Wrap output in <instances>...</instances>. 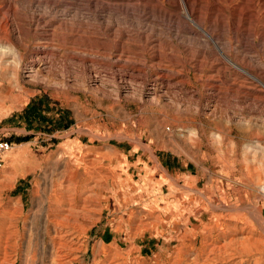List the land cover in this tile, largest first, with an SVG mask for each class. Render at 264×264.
I'll return each instance as SVG.
<instances>
[{
	"label": "rangeland",
	"instance_id": "obj_1",
	"mask_svg": "<svg viewBox=\"0 0 264 264\" xmlns=\"http://www.w3.org/2000/svg\"><path fill=\"white\" fill-rule=\"evenodd\" d=\"M88 1L0 0V264H264L259 85L223 73L170 0ZM225 1L188 0L264 67V0L240 45L245 0Z\"/></svg>",
	"mask_w": 264,
	"mask_h": 264
},
{
	"label": "bare ground",
	"instance_id": "obj_2",
	"mask_svg": "<svg viewBox=\"0 0 264 264\" xmlns=\"http://www.w3.org/2000/svg\"><path fill=\"white\" fill-rule=\"evenodd\" d=\"M82 1V0H81ZM95 1V0H94ZM109 1V0H108ZM107 1V2H108ZM114 1V0H113ZM128 1V0H127ZM135 1V0H134ZM173 4H174V12H172V14H171V16H173L176 20H177V22L178 23H180V24H182L184 27H186L187 28V30L189 29V34L190 35H194L197 39H200V41L202 42V44L204 45V47L206 48H209L210 50H212L214 53H215V57H216V62H218L220 65H221V68H220V70L224 73V71H226L227 70V72L228 71H231L232 73H234V74H236V75H238L239 77H242V78H244L245 80H249V81H251V82H254L253 83V85L254 86H256L257 84L259 85V91H260V93L261 94H263V97H264V67H263V65L262 64H259V65H255L254 67H252V66H248V65H246V66H244L243 64H241L242 62H238L237 60H236V58L234 59V55L235 54H230V53H232L233 52V50H232V46H231V44H230V42H228V41H225L222 37H226V36H224L223 35V33H225V32H222V27L220 26V25H223L224 24V22H223V24H222V22H220L219 24H218V26H215V25H213V24H210L209 26H205L204 25V22L205 21H201V19H202V17L200 18V17H198V16H196V13H197V9H196V7L194 6V4H192V3H190V2H188V0H170ZM214 1V0H213ZM225 1V0H224ZM227 1V0H226ZM225 1V2H226ZM230 1H233V0H230ZM262 1V0H261ZM137 2V1H136ZM144 2V1H143ZM217 2H219V1H217ZM87 5V7L88 6H92L91 5V2L90 1H88L87 0V2H85ZM95 3H96V1H95ZM104 3V2H103ZM117 3H119V2H117ZM128 3V2H127ZM131 3V2H130ZM150 3V2H149ZM166 3V2H165ZM255 3V2H254ZM253 3V1H250V0H245V2H244V5H245V7H244V9L246 10V12H245V14H243V10H242V8L238 11L237 9H235V10H237V14H236V16L234 17V19H233V21H231V27H232V29H233V33L235 34H233L234 36H233V38H234V41H235V43L237 44V45H240V41L238 40V38H237V35H238V32H240V25H243L242 23L240 24V22L238 21V16L240 17V20H242V19H245V21H246V18L245 17H249V18H251L250 16H253V15H251L252 13V11L254 10V9H256V5ZM126 4V3H125ZM170 4V3H169ZM172 4V5H173ZM201 4V3H200ZM215 4V3H214ZM222 4V3H221ZM243 4V3H242ZM110 5V4H109ZM136 5V4H135ZM142 5V4H141ZM151 5V4H150ZM235 5H237V4H235ZM105 6V5H104ZM112 6H113V4H112ZM159 6V8H160V5H158ZM206 6V5H205ZM223 6H225V5H223ZM223 6H220V7H223ZM263 6V5H262ZM261 6V7H262ZM114 8H110V7H108L106 10H107V12L108 13H116V15L117 14H123V16L125 15V16H127L131 11H130V9L126 6V5H122V4H116V5H114L113 6ZM137 9H139V13H143V9H142V7H138V6H135ZM145 7H147V6H145ZM152 7V6H151ZM155 7H157V6H155ZM154 7V8H155ZM165 7V6H164ZM172 8H173V6H171ZM216 7H217V5H216ZM220 7H218L217 9H220ZM232 7V6H231ZM240 7V6H239ZM150 8V7H149ZM158 8V7H157ZM167 8V7H166ZM182 8H184V10L182 9ZM202 8V7H201ZM200 8V9H201ZM226 8V7H225ZM224 8V9H225ZM228 8V7H227ZM95 9H96V12H99L100 11V9L101 8H99V7H97V6H95ZM132 9V8H131ZM168 9V8H167ZM170 9V8H169ZM180 9H182L183 10V12L184 11H186V14H182V13H179L178 12V10H180ZM217 9H215V10H217ZM222 9V8H221ZM220 9V10H221ZM133 10V9H132ZM135 10V9H134ZM150 10V9H149ZM159 10H161V9H159ZM163 10V9H162ZM212 10V9H211ZM226 10V9H225ZM258 10V9H257ZM102 11V10H101ZM105 11V10H104ZM151 11L153 12V10L151 9ZM222 11V10H221ZM227 11V10H226ZM256 11V10H255ZM95 12V13H96ZM151 12V13H152ZM216 12H219V11H216ZM223 12V11H222ZM264 12V11H263ZM136 13V12H135ZM155 13V12H154ZM167 13V12H166ZM198 13H199V11H198ZM207 13V12H206ZM229 13V12H228ZM234 13V12H233ZM257 13V12H256ZM132 14V13H131ZM138 14V13H137ZM153 14V13H152ZM156 14V13H155ZM202 14H203V12H202ZM217 14V13H216ZM220 14V13H219ZM218 14V15H219ZM224 14V13H223ZM264 14V13H263ZM166 15V14H165ZM169 15V14H168ZM198 15V14H197ZM204 15H206V14H204ZM218 15L216 16V18L218 17ZM232 14H230V17H232L231 16ZM259 15V14H258ZM121 16V15H120ZM122 16V17H123ZM153 16V15H152ZM155 16V15H154ZM154 16H153V18H154ZM201 16V15H200ZM222 17H224V15H221ZM160 17V16H159ZM209 17V16H208ZM219 17H220V15H219ZM218 17V18H219ZM221 17V18H222ZM226 17H227V14H226ZM259 17V16H258ZM146 18V17H145ZM156 18H157V16H156ZM162 18V17H161ZM166 18V17H165ZM217 18V19H218ZM255 18V17H254ZM260 18V17H259ZM263 18H264V16H263ZM209 19V18H208ZM215 19V18H214ZM213 19V20H214ZM217 19H215V20H217ZM223 19V18H222ZM222 19H220V20H222ZM224 19H225V17H224ZM138 20V19H137ZM140 20V19H139ZM212 20V21H213ZM227 20H229L228 18H227ZM250 20L251 19H249L248 21L250 22ZM48 21V20H47ZM144 21H146V20H144ZM165 21V20H164ZM207 21V20H206ZM230 21V20H229ZM254 21V20H253ZM252 21V22H253ZM264 21V20H263ZM37 22L38 23H41L42 21H41V18L40 17H38L37 18ZM139 22V21H138ZM148 22V21H147ZM146 22V23H147ZM167 22V21H166ZM228 22V21H227ZM243 22V21H242ZM256 22V21H255ZM258 22V21H257ZM145 23V22H144ZM207 23H209V22H207ZM213 23V22H212ZM217 23V22H216ZM226 23V22H225ZM230 23V22H229ZM152 24V23H151ZM246 24V23H245ZM255 24V23H254ZM146 25V24H145ZM147 25H148V23H147ZM225 25V24H224ZM261 25H263V24H261ZM42 26V25H41ZM177 26H179V25H177ZM256 26V25H255ZM141 27V26H140ZM150 27V26H149ZM167 27V26H166ZM147 28V27H146ZM226 28V27H225ZM225 28H224V30H225ZM252 28V27H251ZM178 30H179V27L177 28ZM227 29V28H226ZM250 29V28H249ZM255 29H256V27H255ZM141 30V29H140ZM144 29H142V31H143ZM183 30V29H182ZM221 30V34L223 35H221V34H215V32L216 31H220ZM231 30V29H230ZM230 30H229V32H230ZM245 30V29H244ZM247 30V29H246ZM113 31V30H112ZM226 31V30H225ZM46 32V31H45ZM44 32V33H45ZM110 32V31H109ZM170 32V31H169ZM175 32V31H174ZM180 32V31H179ZM188 32V31H187ZM250 32H252V31H250ZM178 33V32H177ZM227 33V32H226ZM245 33V32H244ZM138 34V33H137ZM144 34H145V31H144ZM149 34V33H148ZM175 35H176V33H174ZM243 34V33H242ZM246 34H247V32H246ZM249 34V33H248ZM252 34V33H251ZM261 34H263V33H261ZM147 35V34H146ZM179 35V34H178ZM177 35V36H178ZM180 35H182V34H180ZM185 35V34H184ZM183 35V36H184ZM230 35V34H229ZM253 35V34H252ZM256 35V34H255ZM194 36H193V38H194ZM242 36V35H241ZM249 36H251V35H249ZM131 37V36H130ZM136 37V36H135ZM140 37V36H139ZM145 37H147V36H145ZM175 37V36H174ZM173 37V38H174ZM190 37V36H189ZM242 37H244V36H242ZM248 37V36H247ZM259 37V36H258ZM134 38V37H133ZM177 38V37H176ZM182 38V37H181ZM240 38V37H239ZM260 38H261V36H260ZM1 39V38H0ZM136 39V38H135ZM158 39V38H157ZM126 40V39H125ZM142 40V39H141ZM149 40V39H148ZM187 40H188V38H187ZM242 41H243V39H241ZM248 40V39H247ZM246 40V41H247ZM250 40V39H249ZM259 40H261V39H259ZM124 41V40H123ZM133 41V40H132ZM136 41V40H135ZM145 41V40H144ZM158 41V40H157ZM3 42V39H1L0 40V43H2ZM5 42V41H4ZM7 42V41H6ZM145 42H147V41H145ZM149 42V41H148ZM148 42H147V44H148ZM200 42V43H201ZM263 42V41H262ZM151 43V42H150ZM160 43V42H159ZM199 43V44H200ZM249 43V42H248ZM247 43V44H248ZM116 44V43H115ZM125 44V43H124ZM140 44V43H139ZM146 44V43H145ZM202 44H200L201 46H202ZM242 44V43H241ZM244 44V43H243ZM250 44V43H249ZM262 45H263V43H261ZM120 45V44H119ZM157 45V44H156ZM235 45V44H234ZM235 46V50H237L238 49V46ZM3 46V45H2ZM122 46V45H121ZM144 46V45H143ZM248 46H250L251 47V45H248ZM1 48L2 47H0V58H3L4 56H6V54H7V52H4L3 50H1ZM155 48H156V46H155ZM242 48V47H241ZM246 48V47H245ZM153 49V48H152ZM157 50H158V48H157ZM250 50V49H249ZM263 50V49H262ZM187 51V50H186ZM228 51H229V53H228ZM248 51V50H247ZM201 52V51H200ZM205 52V51H204ZM204 52H203V54H204ZM235 52V51H234ZM237 52H239V51H237ZM255 52V51H254ZM244 53H245V51H244ZM258 53V52H257ZM40 54H42V53H40ZM160 53H158L157 55H159ZM206 54V53H205ZM210 54H211V51H210ZM237 54V53H236ZM256 54V53H255ZM214 55V54H213ZM246 55V54H245ZM243 56V55H242ZM248 56V55H247ZM249 57H250V55H249ZM243 58H244V56H243ZM251 58V57H250ZM248 59V58H247ZM247 59H245V60H247ZM142 60V59H141ZM196 61H197V59H195ZM114 61H116V60H114ZM183 61V60H182ZM194 61V60H193ZM131 62H133V61H131ZM153 62V61H152ZM200 62V61H199ZM135 63V62H134ZM151 63V62H150ZM196 63V62H195ZM248 63V62H247ZM124 64H126V63H124ZM138 64H139V62H138ZM197 64V63H196ZM218 64V65H219ZM257 64V63H256ZM129 65V64H128ZM133 65V64H132ZM131 65V66H132ZM143 65H144V63H143ZM142 65V66H143ZM148 65V64H147ZM216 65V64H215ZM156 66V65H155ZM185 66V65H184ZM202 66V65H201ZM133 67V66H132ZM135 67V66H134ZM144 67V66H143ZM145 67H146V65H145ZM151 67H153V66H151ZM157 67V66H156ZM198 67V66H197ZM137 68V67H136ZM140 68H141V66H140ZM139 68V70H141ZM161 68V67H160ZM163 68V67H162ZM199 68V67H198ZM134 69V68H133ZM138 69V68H137ZM143 69V68H142ZM156 69V68H155ZM216 69V68H215ZM143 71V70H142ZM166 71V70H165ZM155 72H156V70H155ZM168 72V71H167ZM133 72H131L130 73V75L128 76L129 78H132L133 77V74H132ZM207 73V72H206ZM135 74V73H134ZM171 74H173V73H171ZM222 74V73H221ZM227 74V73H226ZM152 75V74H151ZM223 75V74H222ZM137 76V75H136ZM139 76V75H138ZM228 76H229V73H228ZM167 77V75H166V72H165V74L164 73H159V75L157 76V79H159V80H165V78ZM171 77V76H170ZM223 77V76H222ZM155 78V77H154ZM230 79V78H229ZM160 81V82H161ZM180 81V80H179ZM178 81V82H179ZM181 82V81H180ZM227 82V81H226ZM213 83V82H212ZM171 84V83H170ZM174 84V83H173ZM179 84V83H178ZM177 84V85H178ZM211 84V83H210ZM217 84V83H216ZM215 85V84H214ZM166 86H167V84H166ZM165 86V87H166ZM213 86V85H212ZM218 86V85H217ZM156 87H154V89H152V92L153 93H155V89ZM169 90H170V88H169ZM253 90H254V88H253ZM217 91V90H216ZM256 91V90H255ZM218 93H219V91H217ZM244 92V91H243ZM258 92V91H257ZM245 94V93H244ZM219 95V94H218ZM253 98V97H252ZM218 99V98H217ZM255 99V98H254ZM259 101V100H258ZM238 103V102H237ZM246 105V104H245ZM261 188V187H260ZM264 192V189H263V187H262V189H261V192ZM264 194V193H263ZM81 195V194H80ZM81 197V196H80ZM80 208V207H79ZM71 215V214H70ZM82 216V215H81ZM59 217V216H58ZM61 217H62V215H61ZM65 217H63V219H64ZM52 222H54L53 220H52ZM61 222V221H60ZM58 223H59V221H58ZM65 225V224H64ZM59 228V227H58ZM57 229V228H56ZM63 230V229H62ZM58 231V230H57ZM60 232V231H59ZM66 233V232H65ZM63 234V233H62ZM57 235H59V234H57ZM63 237V236H62ZM57 238V237H56ZM59 238V237H58ZM70 238V237H69ZM60 239V238H59ZM64 241V240H63ZM72 241V240H71ZM58 242H60V241H58ZM66 242V241H65ZM64 243V242H63ZM66 244V243H65ZM72 244V243H71ZM59 245V244H58ZM72 248V247H71ZM107 255V254H106ZM60 258V257H59ZM62 259V258H61Z\"/></svg>",
	"mask_w": 264,
	"mask_h": 264
},
{
	"label": "built area",
	"instance_id": "obj_3",
	"mask_svg": "<svg viewBox=\"0 0 264 264\" xmlns=\"http://www.w3.org/2000/svg\"><path fill=\"white\" fill-rule=\"evenodd\" d=\"M12 146L8 141L0 139V168L4 165L5 156L9 153Z\"/></svg>",
	"mask_w": 264,
	"mask_h": 264
},
{
	"label": "crops",
	"instance_id": "obj_4",
	"mask_svg": "<svg viewBox=\"0 0 264 264\" xmlns=\"http://www.w3.org/2000/svg\"><path fill=\"white\" fill-rule=\"evenodd\" d=\"M162 167H163V166H162ZM106 238H108V236H107ZM107 240H108V239H107ZM107 240H106V241H107ZM114 240H115V239H114ZM101 241H102L103 243H105V238H104V239L102 238ZM111 242H112V238L109 240V243H111Z\"/></svg>",
	"mask_w": 264,
	"mask_h": 264
}]
</instances>
